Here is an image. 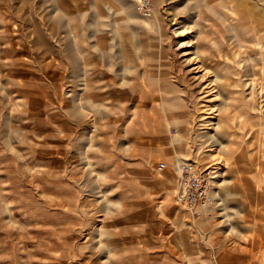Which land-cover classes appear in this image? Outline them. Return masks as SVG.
Here are the masks:
<instances>
[{"label": "rangeland", "instance_id": "374dc122", "mask_svg": "<svg viewBox=\"0 0 264 264\" xmlns=\"http://www.w3.org/2000/svg\"><path fill=\"white\" fill-rule=\"evenodd\" d=\"M137 2L0 0V264H264V0Z\"/></svg>", "mask_w": 264, "mask_h": 264}, {"label": "built area", "instance_id": "2783aa9c", "mask_svg": "<svg viewBox=\"0 0 264 264\" xmlns=\"http://www.w3.org/2000/svg\"><path fill=\"white\" fill-rule=\"evenodd\" d=\"M137 10L144 16L151 11L150 0H138ZM160 169L164 163H159ZM177 203L193 216L200 215V208L210 203L212 170L200 167L195 161L181 159L176 163Z\"/></svg>", "mask_w": 264, "mask_h": 264}, {"label": "bare ground", "instance_id": "6f19581e", "mask_svg": "<svg viewBox=\"0 0 264 264\" xmlns=\"http://www.w3.org/2000/svg\"><path fill=\"white\" fill-rule=\"evenodd\" d=\"M176 194H177V192H176ZM177 197V196H176Z\"/></svg>", "mask_w": 264, "mask_h": 264}]
</instances>
